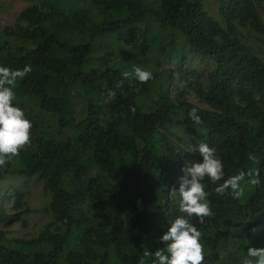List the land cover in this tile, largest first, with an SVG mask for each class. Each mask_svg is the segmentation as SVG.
I'll use <instances>...</instances> for the list:
<instances>
[{
  "label": "trees",
  "instance_id": "obj_1",
  "mask_svg": "<svg viewBox=\"0 0 264 264\" xmlns=\"http://www.w3.org/2000/svg\"><path fill=\"white\" fill-rule=\"evenodd\" d=\"M34 1L0 30V66L32 68L13 101L32 122L31 143L0 178L42 173L54 221L10 236L0 193V264H152L182 215L171 192L192 163L178 128L215 147L225 179L249 174L240 199L203 181L213 215L192 221L202 264H243L249 247L264 248V61L247 40L264 35V0H213L219 18L209 0ZM107 47L135 54L153 79L125 77ZM189 55L207 72L186 67Z\"/></svg>",
  "mask_w": 264,
  "mask_h": 264
},
{
  "label": "clouds",
  "instance_id": "obj_2",
  "mask_svg": "<svg viewBox=\"0 0 264 264\" xmlns=\"http://www.w3.org/2000/svg\"><path fill=\"white\" fill-rule=\"evenodd\" d=\"M31 71L30 65L22 69L0 66V167L31 143L32 122L26 117L24 109L13 104L17 82ZM124 75H132L141 84L153 79L151 71L139 66L134 68L133 73L126 72ZM109 95L114 96V93ZM188 117L195 125L202 123L195 108L188 112ZM186 151L199 153L202 159L182 169L184 174L179 178V187L172 189L171 194L179 196V212L182 215L169 222L167 231L160 237L165 247L152 253V264H202L204 261L202 233L192 221L196 218L198 223L203 224L205 217L213 215L209 193L203 183L206 177L217 184L215 191L218 195H224L228 190L234 199L244 195L240 182L249 174L240 171L225 179L224 164L215 147L200 142L189 144ZM243 264H264V248L249 247Z\"/></svg>",
  "mask_w": 264,
  "mask_h": 264
},
{
  "label": "rangeland",
  "instance_id": "obj_3",
  "mask_svg": "<svg viewBox=\"0 0 264 264\" xmlns=\"http://www.w3.org/2000/svg\"><path fill=\"white\" fill-rule=\"evenodd\" d=\"M36 3L34 0H0V30L7 26H15L18 21L19 14L28 8L30 5ZM210 13L219 18L216 5L213 0H209L207 5ZM259 11L264 19V7H260ZM246 32V31H244ZM248 45L252 50L264 61V35L256 34L253 37L248 36ZM246 41V38H245ZM158 46V43H154ZM152 44L153 49H157ZM155 47V48H154ZM121 49H129L130 47L121 43ZM121 49H110L107 47L109 60L119 59L124 64L122 71L124 73H133L137 63V56L130 54ZM125 59V60H124ZM124 60V61H123ZM186 67L196 69L197 71L207 72L209 68H205L204 64L200 63L195 57L189 55L186 62ZM127 78H133L129 75ZM172 89L176 86H181L182 81L178 76H175ZM193 102L200 105L197 98H190ZM202 105V104H201ZM203 106V105H202ZM177 135H181L185 141V154L188 156L189 162H196L199 158V153L186 151L193 139V134L187 129L178 128L175 130ZM200 143L199 139L194 137L193 144ZM0 193L4 205L10 214L9 221L1 225L2 228L10 232L12 237L31 238L37 236L45 226L54 221V216L49 208V203L52 198L51 191L46 187V179L42 173H37L34 176L26 177L21 175H7L0 178ZM17 193L21 196L20 206L16 207L15 200ZM62 227V226H61ZM53 229L55 227L53 226Z\"/></svg>",
  "mask_w": 264,
  "mask_h": 264
}]
</instances>
